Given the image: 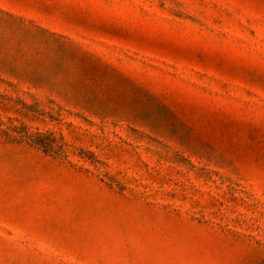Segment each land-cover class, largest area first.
Wrapping results in <instances>:
<instances>
[{
	"label": "rangeland",
	"instance_id": "rangeland-1",
	"mask_svg": "<svg viewBox=\"0 0 264 264\" xmlns=\"http://www.w3.org/2000/svg\"><path fill=\"white\" fill-rule=\"evenodd\" d=\"M0 264H264V0H0Z\"/></svg>",
	"mask_w": 264,
	"mask_h": 264
}]
</instances>
